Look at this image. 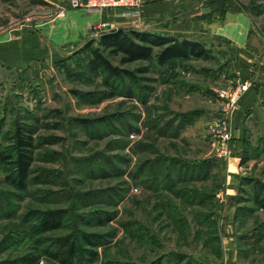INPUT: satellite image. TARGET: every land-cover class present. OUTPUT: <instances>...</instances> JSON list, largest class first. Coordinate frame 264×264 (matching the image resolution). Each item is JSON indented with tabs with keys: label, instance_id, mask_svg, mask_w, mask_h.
Wrapping results in <instances>:
<instances>
[{
	"label": "rangeland",
	"instance_id": "1",
	"mask_svg": "<svg viewBox=\"0 0 264 264\" xmlns=\"http://www.w3.org/2000/svg\"><path fill=\"white\" fill-rule=\"evenodd\" d=\"M72 2L0 0V151L18 126L35 139L27 191L8 183L0 163V262L34 252L30 236L40 254L74 233L83 256L98 250L95 264H264V210L253 200L264 184V136L230 143L218 116L229 66L212 55L122 63L100 43L118 27L182 37L173 29L200 25L202 36L245 11L264 59V0ZM164 2L168 17L147 15ZM97 47L131 74L95 70ZM202 163L207 174L193 168ZM58 208L70 211L65 225L32 235L39 216ZM96 211L113 218L98 223ZM32 264L62 263L42 253Z\"/></svg>",
	"mask_w": 264,
	"mask_h": 264
},
{
	"label": "trees",
	"instance_id": "2",
	"mask_svg": "<svg viewBox=\"0 0 264 264\" xmlns=\"http://www.w3.org/2000/svg\"><path fill=\"white\" fill-rule=\"evenodd\" d=\"M110 52L121 54L122 63L136 61H150L155 58L159 65H166L178 59L208 58L211 56L207 46L197 40L188 39L186 37H176L168 35H160L150 31L111 29L109 32L103 33L100 41ZM158 50L155 51V48ZM93 56L92 67L95 70L103 71L110 77L119 78L123 74H131L130 71L113 66L112 63L103 54L101 48H92ZM34 135L23 126H18L14 132L12 143L0 151V163L8 170V183L16 190L24 192L28 190L29 184L32 181L33 163L35 156ZM205 163L197 167L201 173L207 174L208 168ZM196 171V169H194ZM185 176L190 175V171L185 169ZM169 178L166 176V181ZM255 196L254 203L264 210V184L257 183L254 187ZM59 194L67 196L65 191ZM94 196V192H90L85 196L79 194V199ZM6 198V196L4 197ZM70 211L66 208H58L43 212L39 219L31 227L32 235L51 232L62 228L67 220ZM94 218L98 223L105 224L112 220L113 216L105 211H96ZM30 235V234H29ZM20 234H17V237ZM30 238V239H29ZM27 242L33 243L34 252L26 254L20 258L1 261L0 264H32L37 261L40 254H45L50 259L59 261L62 264H95L99 258L98 250H90L88 257L83 256L76 243L75 234H70L59 239L58 244L53 249L46 248L40 254L39 245L41 240H31V236ZM84 238L93 245H98V242L92 241L91 236L85 234ZM157 264H163L162 260L156 261Z\"/></svg>",
	"mask_w": 264,
	"mask_h": 264
},
{
	"label": "crops",
	"instance_id": "3",
	"mask_svg": "<svg viewBox=\"0 0 264 264\" xmlns=\"http://www.w3.org/2000/svg\"><path fill=\"white\" fill-rule=\"evenodd\" d=\"M173 8L168 2L151 5L148 16L163 15L168 17ZM200 25L193 31L191 27L184 29L177 27L175 32L182 31L183 37L204 43L211 55L227 64L232 77L227 79L229 89L240 92V97L233 105L224 108L219 119H226V130L230 143L242 144L251 133L264 136V59L251 46L253 21L245 11L229 13L223 21L212 25L210 33L198 35ZM184 29V30H183ZM194 34V35H192ZM21 52V51H20ZM246 85L245 89H242ZM222 103H225L223 99ZM254 121L257 128H250Z\"/></svg>",
	"mask_w": 264,
	"mask_h": 264
},
{
	"label": "built area",
	"instance_id": "4",
	"mask_svg": "<svg viewBox=\"0 0 264 264\" xmlns=\"http://www.w3.org/2000/svg\"><path fill=\"white\" fill-rule=\"evenodd\" d=\"M95 3H97L95 1ZM73 5H79L80 4V0H73L72 2ZM246 85L243 86L242 89H245ZM219 96L228 104V105H233L234 103L237 102V100L240 97V92L239 91H234L231 89H227V90H223Z\"/></svg>",
	"mask_w": 264,
	"mask_h": 264
},
{
	"label": "water",
	"instance_id": "5",
	"mask_svg": "<svg viewBox=\"0 0 264 264\" xmlns=\"http://www.w3.org/2000/svg\"><path fill=\"white\" fill-rule=\"evenodd\" d=\"M114 29H122V27L114 28Z\"/></svg>",
	"mask_w": 264,
	"mask_h": 264
}]
</instances>
